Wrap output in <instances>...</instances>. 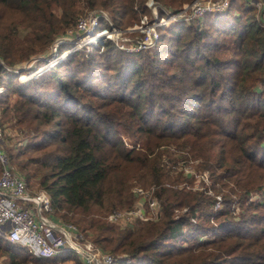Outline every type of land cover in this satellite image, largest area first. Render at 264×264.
I'll return each mask as SVG.
<instances>
[{"label":"trees","instance_id":"obj_1","mask_svg":"<svg viewBox=\"0 0 264 264\" xmlns=\"http://www.w3.org/2000/svg\"><path fill=\"white\" fill-rule=\"evenodd\" d=\"M154 1L175 9L191 0ZM93 8L117 28L147 12L144 0H0V126L16 132L4 135L7 164L112 264H264V27L255 9L229 0L168 22L148 48L104 40L101 51L69 52L18 79L14 63L42 55ZM187 160L207 173L201 189L177 186L189 177L170 165ZM134 186L155 197L157 220L122 226L96 216L131 207ZM70 258L69 249L41 257L0 236L1 264Z\"/></svg>","mask_w":264,"mask_h":264},{"label":"built area","instance_id":"obj_2","mask_svg":"<svg viewBox=\"0 0 264 264\" xmlns=\"http://www.w3.org/2000/svg\"><path fill=\"white\" fill-rule=\"evenodd\" d=\"M228 1L191 0L182 3L180 7L170 9L154 0H144L149 13H141L133 24L123 29L139 32V35L132 40L119 37V29L115 28L102 10L90 9L86 11L87 13L77 15L72 27L53 38L52 50L55 52L50 58L51 60L43 58L44 63L32 71L29 76L38 73L46 66L51 65V61L55 62L71 51L87 49L86 44L99 46L98 49L101 50L103 41L111 40L117 48L124 51L148 48L157 38V29L167 25L168 22L175 19L188 20L206 11L220 10L228 4ZM244 3L255 9L257 19L264 27L261 1L244 0ZM158 6L162 9L161 13L158 12ZM100 17L105 20V26L98 29L97 22ZM64 37H68V40L72 41L71 48L56 53L55 46ZM262 41L264 46V30ZM0 63L2 62L0 61ZM12 69L17 71V67ZM17 77L19 80L22 79L19 74ZM4 134L5 132L0 126V236L7 241L26 246L41 257L53 256L61 248L66 247L77 254L81 264H112L111 255L101 251L73 223L63 222L52 217L49 197L44 190H29L23 179L10 168L4 154ZM122 141L124 145L128 146L124 138ZM190 163L191 160H187V162L178 161L170 165L172 170L181 171L183 175L189 177V180L179 181L177 186L186 189H201L203 184L209 182L207 173L195 170ZM132 194L131 207L112 209L105 214V219L123 226L131 225L135 221H154L160 217L159 205L155 197L150 194L149 189L134 186ZM212 207H219L218 195H214Z\"/></svg>","mask_w":264,"mask_h":264},{"label":"rangeland","instance_id":"obj_3","mask_svg":"<svg viewBox=\"0 0 264 264\" xmlns=\"http://www.w3.org/2000/svg\"><path fill=\"white\" fill-rule=\"evenodd\" d=\"M93 9H98V8H93ZM88 10H90V9H87V10H85V11H83V12H81V13H79V14H84V13H87L86 11H88ZM100 10H102L105 14L107 13L106 12V10H103V9H100ZM147 12H148V8H147ZM146 13V12H145ZM149 13V12H148ZM107 15V14H106ZM140 15V14H139ZM139 15L137 16V18L134 20V21H136L137 19H138V17H139ZM147 15V14H146ZM108 16V15H107ZM101 18H103V17H101ZM108 18H109V20H111L110 19V17L108 16ZM105 20L103 19V22H97V28L98 29H100V28H102V27H104L105 26V22H104ZM133 21V22H134ZM133 22H132V24H133ZM129 26V25H128ZM126 27V26H125ZM124 27V28H125ZM115 28H117L116 26H115ZM124 28H118L119 29V37H124L126 40H132V39H134L136 36H138L139 35V32H137V31H132V30H123ZM25 28H22L21 26H19V28H18V31H19V34H23L24 32H25ZM121 30H123V31H121ZM57 36V35H56ZM55 37V36H54ZM109 41H111V40H109ZM52 42H53V40H52ZM52 42L44 49V51L42 52L43 54L42 55H34V56H30L26 61H22V62H16V63H14V65H13V67L14 68H21V71H20V74H19V76H21L22 77V79H20V80H25L30 74H32V71H34L35 69H37V68H39V66H37V65H39V64H41V63H39V62H37V56H43L42 58H45L46 60H51L50 58H52V56L54 55V50H52L53 49V44H52ZM112 43H113V45L115 46V44H114V42L113 41H111ZM71 43H72V41L70 40H68V37H64V39H62L56 46H55V50H56V53L57 52H61V51H63V50H66V49H70L71 48ZM52 44V45H51ZM58 46H61L62 48H64V49H62V50H60V51H58ZM85 46H87V48H90V45H85ZM116 48H117V46H115ZM49 48V49H48ZM92 48V47H91ZM90 48V49H91ZM98 48H100L99 46L97 47V51H101V50H99ZM117 49H119V48H117ZM121 50V49H120ZM75 51V50H74ZM71 52H73V51H71ZM52 62V64H53V62L54 61H51ZM56 62V61H55ZM28 75V76H27ZM26 76V77H25ZM3 130H4V132H5V134H6V136H12V135H14L16 132H15V127L14 126H11L10 125V123L8 122V121H6V122H4L3 123ZM4 134V135H5ZM123 137V136H122ZM124 138V137H123ZM14 140V137L13 138H8L7 139V141L8 142H12ZM124 140L126 141V142H128V140L126 139V138H124ZM198 161L197 160H191V165H192V167L194 168H196V163H197ZM194 168V169H195ZM196 170V169H195ZM198 170V169H197ZM198 171H200V170H198ZM28 189L29 190H35L36 188H31V187H28ZM107 213V212H106ZM106 213H104V214H96V216H98L99 218H103V219H105V214ZM63 248H65V249H67L66 247H63ZM68 250V249H67ZM70 254H71V260H68V261H62V262H56V263H45V264H78V263H76L75 261H79V258H78V256H77V254L74 252V251H72V250H70ZM0 264H1V261H0Z\"/></svg>","mask_w":264,"mask_h":264},{"label":"crops","instance_id":"obj_4","mask_svg":"<svg viewBox=\"0 0 264 264\" xmlns=\"http://www.w3.org/2000/svg\"><path fill=\"white\" fill-rule=\"evenodd\" d=\"M68 261V260H67ZM81 263V262H80Z\"/></svg>","mask_w":264,"mask_h":264}]
</instances>
